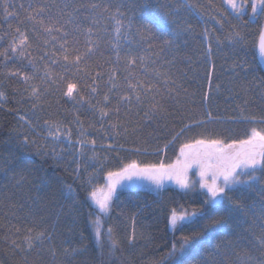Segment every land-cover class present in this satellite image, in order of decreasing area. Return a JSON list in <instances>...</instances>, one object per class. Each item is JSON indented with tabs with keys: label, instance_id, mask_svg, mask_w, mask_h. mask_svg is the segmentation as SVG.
Returning <instances> with one entry per match:
<instances>
[{
	"label": "snow or ice",
	"instance_id": "6c2138e0",
	"mask_svg": "<svg viewBox=\"0 0 264 264\" xmlns=\"http://www.w3.org/2000/svg\"><path fill=\"white\" fill-rule=\"evenodd\" d=\"M224 3L235 13V19L240 21L239 26L232 24L229 14L217 8L213 0H174L159 14L143 15L139 24L133 16L121 11L123 5L119 0H28L26 6L24 3L14 5L10 0H0V13L6 22V28L0 24V32L6 31L7 36L6 47L0 49V64L6 69L4 75L19 79L24 85L22 99H26L31 108L32 118L28 113L18 117L23 143L34 145L40 155L52 156L56 160H64L65 155L72 157L70 163L75 165L72 168L74 181H79L78 186L84 189V202L92 209L88 222L94 229L98 247H103L105 234L107 244L112 249L120 247L122 243L135 246L134 218L133 227L123 240L116 235L113 227L105 229L104 221L110 218L116 200L124 192L145 181L156 189L167 182H174L180 189L192 191L198 187L203 192L199 206L185 208L179 205V211L177 208L168 209L167 220L174 233H183L186 227L192 225H198L200 229L181 235L178 242L172 243L166 254L168 264H184L194 248L199 251L210 240L226 234L220 213L231 214L243 210L235 194L254 186L264 194V116L244 115L246 109L243 107L239 121L233 118L232 122L252 125L244 138H225L208 129L206 126L217 118L206 109L201 119L188 116L185 122L182 118L179 121L182 126L172 130L171 140L155 149L157 155L164 154L175 141L184 139L171 163H165L163 159L150 163L134 158H128L125 162L119 156L121 150H126L119 142L121 139L128 140L135 135L143 123L169 115L167 97L172 96L175 89L168 85L175 84V81L156 67L148 68L149 64H156L148 53L158 40L165 46H171L174 41L162 37L175 38L181 33H194L193 24L185 18L191 16L197 23L205 25L211 20L220 32H226L224 39H221L216 28H203L205 54L209 59L213 43L219 47L227 42L232 48L244 44L241 29L247 23L243 16L249 7L248 0H224ZM147 7L145 3L144 8ZM17 8L19 11L15 10ZM259 17H264V0H251L249 20L256 22ZM107 20L114 22V29L110 39L106 40L108 33L103 21ZM133 29L139 36V43L146 46V54H139L131 48L122 49L121 38L128 43ZM105 43L114 59L113 56L104 55L102 45ZM259 51L264 56V29L260 32ZM17 62H26L24 68L30 71L8 68L10 63ZM234 67L245 70L243 64ZM50 97L57 103L59 99H64L74 106L86 105L95 118L94 122L89 121L93 133L90 134L85 128L79 111L73 112V120L68 123L38 116V112L51 106ZM3 98L4 92L0 91V99ZM97 124L99 127H96ZM73 128L76 129L75 140ZM193 129L203 130L189 136ZM61 141L69 145L68 152L63 148L58 150ZM136 142L142 143L138 138ZM97 148L105 153H116L120 167L106 170L104 161L108 160V156L102 158ZM127 151L137 155L147 154V149L143 147ZM88 152H91L90 156ZM82 158H86L88 164L81 165ZM88 167H93V171L88 172ZM193 169L198 173L199 179L196 181L189 179ZM82 170L86 175H81ZM100 173L105 177L103 184L95 182L100 178ZM26 180L27 177L21 175L19 182ZM66 188V198L72 200L75 208H79V193L71 185ZM260 211L264 214V200L260 202ZM19 231L16 229L17 233ZM26 232L22 241H10L14 252L24 254L25 264L26 254L45 242L50 245L48 251L55 260L57 251L51 246L54 232L47 228H28ZM198 236L202 237L199 241L196 240ZM79 251L63 248L62 255L71 258ZM236 264H255V261L251 257L237 256Z\"/></svg>",
	"mask_w": 264,
	"mask_h": 264
},
{
	"label": "trees",
	"instance_id": "16d2710c",
	"mask_svg": "<svg viewBox=\"0 0 264 264\" xmlns=\"http://www.w3.org/2000/svg\"><path fill=\"white\" fill-rule=\"evenodd\" d=\"M10 2L14 5L24 3L26 6L28 0ZM119 2L123 5L121 11L133 16L139 24L143 15L159 14L173 4L174 0ZM145 3L147 9L144 8ZM213 3L229 14L232 24L240 25V21L235 19V13L224 0H213ZM248 3L249 7L245 9L243 16L247 23L241 29L245 38L243 45L232 48L227 42L219 47L213 43L209 59L205 54L203 28H216L221 39H224L226 32H220L211 20L205 25L197 23L191 16H186L185 18L193 24L194 33H181L175 38L165 35L162 39L174 41L171 46H165L158 40L156 46L149 50L148 54L156 60L155 65H148L149 70L156 67L161 72H166L168 77L175 81V84L169 83L168 87L174 88L175 91L172 96L167 97L166 108L169 115L166 118L147 121L135 135L130 136L128 140L119 141L126 149L119 153L125 162L128 158H134L150 163L163 159L165 163H171L178 155L184 139L175 141L164 154L157 155L155 149L163 147L171 140L172 130L182 126L179 123L182 118L185 122L188 116L201 119L206 109L217 118L206 127L225 138H244L252 126L246 122H232L233 118L239 121L242 107L246 109L244 115L264 116V69L256 55L264 17H259L256 22L250 21L251 0H248ZM15 10L19 11L18 8ZM103 23L107 28V40L113 32L114 22L107 20ZM0 24H4L6 28L2 13ZM225 29L227 30V24ZM0 37H3L0 39L2 49L7 45L6 31L0 32ZM124 40L122 37V49L131 48L139 54H146V46L139 43L135 29L131 31L128 43ZM102 50L105 56H113L107 43L102 45ZM121 54L123 55V51ZM24 63L26 62L10 63L8 68L30 71L24 68ZM237 64H243L245 70L234 67ZM5 72L6 69L0 64V91L4 92V98L0 99V264H25L24 254L14 252L10 241H22L28 228H47L54 232L51 246L56 248L57 256L53 260L48 251L50 245L45 242L43 246H38L36 250L26 254L27 264H168L166 254L172 243L178 242L181 235L200 230L198 225H192L186 227L183 233H174L167 220L168 209L177 208L179 211V205L185 208L199 206L203 197L202 190L197 188L194 191H186L176 184L160 190L142 187L129 189L116 200L110 218L104 221V228L113 227L116 235L123 240L131 231L134 218L137 236L135 246L122 243L120 247L112 249L107 244L105 234L102 238L103 247H98L94 229L88 222V214L92 209L84 202V189L78 186L79 181H74V167L67 161L40 155L34 145L23 143L18 117L28 113L29 118H32L30 103L22 99L21 90L24 85L20 80L8 78L3 74ZM161 87L163 89V84ZM49 100L51 106L46 107L43 112H38V116L42 119H60L68 123L73 120V112L79 111L85 128L90 134L93 133L89 121L94 122L95 118L86 105L74 106L64 99H59L57 103L51 97ZM202 130L193 129L188 135L194 136ZM75 133L76 129L73 128V140L76 139ZM137 138L142 143H137ZM134 147L146 148L147 154L137 155L127 151ZM96 151L101 153L102 158L104 155L108 156V160L104 161L106 170H116L120 167L116 153H105L100 148ZM21 175L27 177L23 183L19 182ZM68 185L79 193V208H75L72 200L66 198ZM235 198L240 200L243 210L231 214L220 213L226 234L219 239L210 240L199 251L194 248L184 264H236L237 256L251 257L255 264H264V214L260 211L264 194H261L259 187L254 186L250 190L242 189L235 194ZM16 229L20 230L19 233ZM201 238L198 236L196 240ZM63 248H75L80 251L74 257L65 258L62 255Z\"/></svg>",
	"mask_w": 264,
	"mask_h": 264
},
{
	"label": "rangeland",
	"instance_id": "374dc122",
	"mask_svg": "<svg viewBox=\"0 0 264 264\" xmlns=\"http://www.w3.org/2000/svg\"><path fill=\"white\" fill-rule=\"evenodd\" d=\"M238 2H239V0H238ZM59 148H63V149H65V152H68L70 149H69V145L67 144V143H65V142H63V141H61L60 143H59V146H58V150H59ZM87 155L88 156H90L91 155V152H88L87 153ZM72 160V157L70 156V155H65V157H64V161H67V162H69V164H71L70 163V161ZM81 165H85V164H88V160L86 159V158H82L81 159ZM73 167H75V165L74 164H71ZM87 171L88 172H92L93 171V167H88V169H87ZM81 175H86V173L82 170L81 171ZM104 179H105V177H104V174L103 175H101V173H100V178L97 180V181H95L96 183H99V184H103L104 183ZM189 179L190 180H193V181H196V180H198L199 179V177H198V173H197V170L196 169H193L190 173H189ZM175 183L174 182H167L163 187H166V186H168V185H174ZM134 187H142V188H148V189H155V190H160V189H162V188H160V189H156L153 185H151L149 182H147V181H145V182H143V183H141V184H139V185H136V186H134ZM198 188V187H197ZM196 188V189H197ZM195 190V189H194ZM194 190H192V191H194ZM107 238V237H106Z\"/></svg>",
	"mask_w": 264,
	"mask_h": 264
},
{
	"label": "water",
	"instance_id": "95a60500",
	"mask_svg": "<svg viewBox=\"0 0 264 264\" xmlns=\"http://www.w3.org/2000/svg\"><path fill=\"white\" fill-rule=\"evenodd\" d=\"M262 29H264V23H263ZM259 37H260V34H259ZM259 37H258L257 46H256V55H257V58H258V61L261 67L264 69V56H261L260 51H259Z\"/></svg>",
	"mask_w": 264,
	"mask_h": 264
}]
</instances>
